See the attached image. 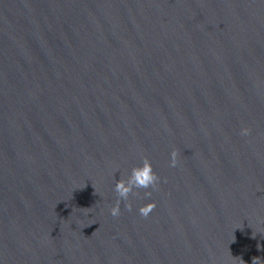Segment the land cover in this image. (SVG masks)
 <instances>
[{"label": "water", "instance_id": "water-1", "mask_svg": "<svg viewBox=\"0 0 264 264\" xmlns=\"http://www.w3.org/2000/svg\"><path fill=\"white\" fill-rule=\"evenodd\" d=\"M145 157L156 190L113 217L116 180ZM253 257L264 0H0V264Z\"/></svg>", "mask_w": 264, "mask_h": 264}, {"label": "clouds", "instance_id": "clouds-1", "mask_svg": "<svg viewBox=\"0 0 264 264\" xmlns=\"http://www.w3.org/2000/svg\"><path fill=\"white\" fill-rule=\"evenodd\" d=\"M250 130L247 128H242L240 134L242 136L249 135ZM177 153L173 151L171 153L170 167L177 166ZM160 182V177L153 171L152 164L150 160L145 157L142 160L140 166L133 167L129 177L125 179L116 180L114 191L117 194V202L114 207L110 209L111 215L113 217H118L120 215V204L121 202H127L129 196L134 194V190L144 189V190H156ZM147 195H151L150 192H146ZM125 207L131 211V205L126 203ZM156 207L155 202H150L139 208V214L147 218L149 214ZM98 229V228H97ZM252 264H260V259L253 257Z\"/></svg>", "mask_w": 264, "mask_h": 264}]
</instances>
